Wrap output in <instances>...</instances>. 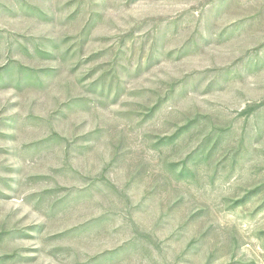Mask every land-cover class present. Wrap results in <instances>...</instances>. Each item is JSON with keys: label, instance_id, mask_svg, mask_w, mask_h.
Returning a JSON list of instances; mask_svg holds the SVG:
<instances>
[{"label": "rangeland", "instance_id": "obj_1", "mask_svg": "<svg viewBox=\"0 0 264 264\" xmlns=\"http://www.w3.org/2000/svg\"><path fill=\"white\" fill-rule=\"evenodd\" d=\"M0 264H264V0H0Z\"/></svg>", "mask_w": 264, "mask_h": 264}]
</instances>
